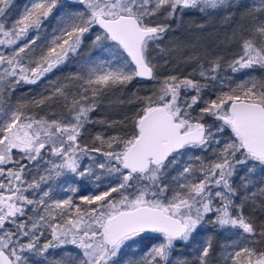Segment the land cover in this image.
I'll return each instance as SVG.
<instances>
[{
	"label": "snow or ice",
	"instance_id": "1",
	"mask_svg": "<svg viewBox=\"0 0 264 264\" xmlns=\"http://www.w3.org/2000/svg\"><path fill=\"white\" fill-rule=\"evenodd\" d=\"M190 12L234 25L240 54L228 68L239 82L219 75L221 57L197 55L188 61L198 71L157 76L153 52L166 54L172 24ZM15 14V0H0V264H30L26 253L53 264V250L65 254L54 264H121L131 249L143 255L126 264H212L208 233L233 231L243 240L228 246L225 264H264V222L245 214L264 212V78L250 75L264 72V0H31L9 26ZM88 40L96 54L78 72L12 102ZM138 79L158 87L133 93L132 117L93 119L109 93ZM97 123L120 131L82 144ZM66 173L98 189L111 182L80 194L82 207L73 195L53 198L52 181Z\"/></svg>",
	"mask_w": 264,
	"mask_h": 264
},
{
	"label": "trees",
	"instance_id": "2",
	"mask_svg": "<svg viewBox=\"0 0 264 264\" xmlns=\"http://www.w3.org/2000/svg\"><path fill=\"white\" fill-rule=\"evenodd\" d=\"M31 0H15V7H16V14L12 15L10 19L7 21V23L10 24L18 18L19 13L23 12L25 6H30ZM199 15L198 12H190L187 15H185L182 19L181 22L179 23H173L172 27L176 26L173 28V31L168 34L166 38H171L178 32H181V35L188 33V31L185 30V26H191L192 31H194V34L198 31V36L202 40L207 41L208 48L205 46L200 47L199 49H195L197 47L198 41L202 40H196L192 42H188L185 44V46H192L193 49H189L186 51L189 53L187 55V58L192 56V55H197L199 57H205L206 54L211 52V50L216 54V57H221L222 58V70L220 71L219 75L222 78L225 77H232L234 81L239 82L241 79L244 77L239 74V73H232L231 70L228 68V64L232 61V59H235L237 55L240 54V47L237 52H233L232 54L225 53L223 50L225 47L223 45L225 44H230L227 42L228 37L232 35L231 32H226L225 31H230L227 30L229 29L228 25H225L227 29L220 28V26L212 25L210 24L207 27V23L210 20V17H204L200 16V19L197 20L196 16ZM196 18V19H195ZM201 25L203 27H201ZM234 26V25H233ZM55 27V23L53 22L52 25L46 26L45 32L46 33H51L53 28ZM188 29V28H187ZM212 29L216 31L217 33L215 38H211L214 36L211 32ZM224 33V34H221ZM180 35V36H181ZM197 35V34H196ZM223 35V36H222ZM51 37L49 36V39ZM165 38V40H166ZM164 40V41H165ZM86 46L81 50L80 55L78 57H72L70 60L66 63V65L61 66L59 70H54L53 73L49 74L48 79L45 80L43 83L39 85H21L19 86L18 90L13 94V103L16 102V99L18 97L24 96L31 98L32 95H36L41 93L42 91L46 93L45 89L47 85L49 84L50 81H56V80H61L62 82L64 81L65 77L71 76L78 72L81 68L82 65V60L84 57H86L89 54L95 55L96 50L90 47L91 41L88 40L85 42ZM165 46V43L163 42L161 46ZM238 44V43H237ZM239 45V44H238ZM231 46V45H230ZM186 53V54H187ZM193 53V54H192ZM225 53V54H224ZM221 54V55H220ZM228 55L231 58V61L228 60V62H225V58L228 57ZM214 58V59H215ZM224 60V61H223ZM201 62H203L200 59ZM199 70L197 66L196 61H191L189 62L188 60L184 63L183 67H181V70H179L178 73L176 74H171V75H178L181 77L188 76L190 73H193V70ZM251 76H254L256 78H264V72L256 71L250 73ZM159 78L163 79L164 76H158ZM158 87L155 81H145V80H136L133 81V83L125 90L121 91H116V92H111L107 95V98L103 101L101 107L93 114V119L94 120H109V121H121L124 119V117H132L137 110L136 107L129 105L127 101L129 99L133 98V93H135L138 96H147L150 95L152 90L154 88ZM217 87H219L217 85ZM205 99L211 98L209 95L208 91H205ZM123 99L125 103L123 105L119 104V100ZM61 109L59 107L56 108H46L40 111V115H44L45 112L51 114L52 112H60ZM198 112V109L196 110ZM195 115V113H193ZM130 128V124L128 125ZM119 128H108L107 125L104 124H93L89 126L84 139L81 141L82 144H89V146H96L91 143V137L96 134V132H106L107 134H114L115 132H119ZM90 161L85 158L83 160L84 165H88ZM33 174H35V171L33 170ZM242 174V173H241ZM31 177H29L30 179ZM111 181L105 179L103 183L101 184L100 188L98 189L96 187V181L93 178H79L75 177L73 174L66 173L65 175L56 178L52 181L51 187L53 189L52 195L54 199H63L68 195H73V199L75 203H81L79 201V195L84 194V195H92V194H98L99 191L104 190V188L110 183ZM69 185H75L81 189V192L79 194H72L70 192H67L66 189L68 188ZM81 206L84 207V205L81 203ZM255 214V218L258 223L264 222V212H261L259 208H248L246 209L245 214ZM208 235H211L213 237V242L214 243V248H215V255L213 257L212 264H225V261L219 262L218 256L224 257L225 254L228 251H231L232 249L229 248V245H232L234 243H239V241L243 240V237L238 236L235 232H232L231 234H228L227 232L220 233V232H209ZM185 251L182 246H178V254L179 252ZM135 253V254H133ZM28 256L30 264H43V258L34 256L31 253H26ZM143 255L142 252L136 250V249H131L127 250V255L121 257V264H126L127 261L129 260H138L140 256ZM65 254L62 252H59V250H53L51 251L48 256L47 260L53 261V264L55 260L59 258H64ZM189 259H192V256L188 257Z\"/></svg>",
	"mask_w": 264,
	"mask_h": 264
},
{
	"label": "rangeland",
	"instance_id": "3",
	"mask_svg": "<svg viewBox=\"0 0 264 264\" xmlns=\"http://www.w3.org/2000/svg\"><path fill=\"white\" fill-rule=\"evenodd\" d=\"M200 16H201V14L196 16L197 20L200 19ZM210 24L220 26V28L227 29L225 27V24L222 22V19L219 16L210 17V20L207 23V27ZM174 27H176V26H174ZM174 27H172V28H174ZM233 27L234 26H229V29H227V30H230V31H225V33L231 32V31L233 32ZM191 29H192L191 26H188V27L185 26L184 31L186 32V30H187L188 33L181 35V32H178L177 34H175L171 38H166V40L164 41L165 46H164V44H163V46H160L161 48L166 49V54H164L162 58H161V55L159 52H153V56L156 57V59L154 60V63L157 65V69H156L157 76H166V75H171L173 73L176 74L179 72V70H181V67H183L184 63L188 60L187 55H189V53H187L186 51H188L189 49H193L192 46H185V44H187L188 42L190 43L192 41L194 42V41L199 40V39L202 40L200 37H197L198 31L196 32V34H197L196 35V34H194V31H192ZM215 32L216 31H214L212 29L211 33L214 35L211 37L212 39L217 37V36H215L217 34ZM221 34H224V33H221ZM231 37H232V35H230V37H228V39H227V42L230 44L223 45L225 47L223 50L225 51V53H229V54H232L233 52H237L239 50V45L237 44V42L235 40L230 39ZM198 42L199 43H197V47H195L196 50L199 49V46L203 47V48L206 46L208 48L207 41L202 40V41H198ZM215 56H216V54L211 50V52L206 54L205 57H200V59L203 62H207L209 60H213L215 58ZM231 58L232 57H230L228 55V57L225 58V62L226 61L228 62V60L231 61ZM233 232H235V231H233ZM227 233L231 234L232 232H227ZM213 243H215V242H213ZM218 259H219V262L225 261L224 257H222V256H218ZM222 263H224V262H222Z\"/></svg>",
	"mask_w": 264,
	"mask_h": 264
},
{
	"label": "flooded vegetation",
	"instance_id": "4",
	"mask_svg": "<svg viewBox=\"0 0 264 264\" xmlns=\"http://www.w3.org/2000/svg\"><path fill=\"white\" fill-rule=\"evenodd\" d=\"M163 18H161V20H162Z\"/></svg>",
	"mask_w": 264,
	"mask_h": 264
}]
</instances>
